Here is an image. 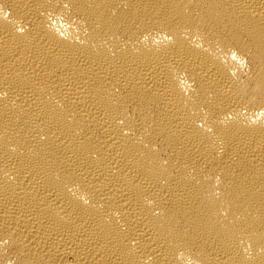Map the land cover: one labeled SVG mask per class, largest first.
I'll return each mask as SVG.
<instances>
[{"label": "bare ground", "instance_id": "obj_1", "mask_svg": "<svg viewBox=\"0 0 264 264\" xmlns=\"http://www.w3.org/2000/svg\"><path fill=\"white\" fill-rule=\"evenodd\" d=\"M0 264H264V0H0Z\"/></svg>", "mask_w": 264, "mask_h": 264}]
</instances>
